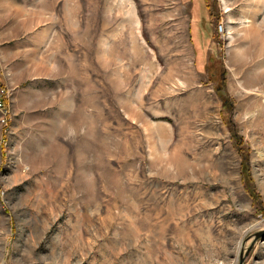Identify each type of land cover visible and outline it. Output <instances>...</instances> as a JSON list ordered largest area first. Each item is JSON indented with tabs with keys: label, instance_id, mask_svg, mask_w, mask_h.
Returning <instances> with one entry per match:
<instances>
[{
	"label": "rangeland",
	"instance_id": "1",
	"mask_svg": "<svg viewBox=\"0 0 264 264\" xmlns=\"http://www.w3.org/2000/svg\"><path fill=\"white\" fill-rule=\"evenodd\" d=\"M64 1L54 42L4 51L0 264H238L264 230V0H204L202 72L188 3Z\"/></svg>",
	"mask_w": 264,
	"mask_h": 264
},
{
	"label": "crops",
	"instance_id": "2",
	"mask_svg": "<svg viewBox=\"0 0 264 264\" xmlns=\"http://www.w3.org/2000/svg\"><path fill=\"white\" fill-rule=\"evenodd\" d=\"M28 2L39 3V6L41 7L39 9L32 8L30 5H26ZM64 2L65 10L67 11L68 9L69 14L70 12L73 14L72 0H65ZM180 3L189 4L187 21L188 40L193 51V65L195 68L199 66V72H202L201 68L204 67L203 62L206 60L201 62L198 59L196 55V47L200 49V46L205 43V38L210 39L212 34L209 33V29L207 30L203 28L202 22L204 21L202 20L199 22L200 19L197 17L196 5L199 3V0H180ZM67 5L69 7H67ZM51 8L55 10V0H0V74H2L4 70L5 50L12 52H26L29 50V52H31L34 49H37L36 45L33 47V43L42 44L55 41L56 36L52 33L54 25L52 23L55 20L56 15L52 12ZM34 11L38 13H35ZM26 20L31 24L29 30H25ZM33 23L37 24L36 29H34L35 31L37 30L35 34H32ZM22 38L25 39L24 43H27L28 45H18V40ZM206 42V45L209 47L211 40H207ZM208 49H206V51ZM196 60L198 63H196Z\"/></svg>",
	"mask_w": 264,
	"mask_h": 264
},
{
	"label": "trees",
	"instance_id": "3",
	"mask_svg": "<svg viewBox=\"0 0 264 264\" xmlns=\"http://www.w3.org/2000/svg\"><path fill=\"white\" fill-rule=\"evenodd\" d=\"M199 2H200V5H199V3L196 5L197 6V12H196V14H197V17L200 19L199 20V22H201L202 20H205V18H207L208 19V12H209V10H207L208 9V7H207V5L205 4V2H204V0H203V2L202 1H200L199 0ZM203 4V5H202ZM209 15H210V12H209ZM197 27H199V26H197ZM217 35L218 33L216 32V30H214V35ZM213 36V35H212ZM210 41V39L209 38H205V43H203V45H201L200 46V49L198 48V47H196V55H197V57H198V59L201 61V62H203L204 60H205V58H204V56H205V52L204 51H206V44H207V42L206 41ZM205 44V45H204ZM203 47V48H202ZM196 63H198L197 62V60H196ZM197 68V70H199L200 71V69H199V66H197L196 67ZM201 70L203 71V70H205V66L203 67V68H201ZM1 105H3V101H2V103H1Z\"/></svg>",
	"mask_w": 264,
	"mask_h": 264
},
{
	"label": "water",
	"instance_id": "4",
	"mask_svg": "<svg viewBox=\"0 0 264 264\" xmlns=\"http://www.w3.org/2000/svg\"><path fill=\"white\" fill-rule=\"evenodd\" d=\"M264 238V230L256 232L253 235V240L252 243L250 244V246L246 249L245 253L243 256L240 257L239 263L238 264H242L243 261V257L247 255V253L250 251L252 244L254 243V241H256L257 239H263Z\"/></svg>",
	"mask_w": 264,
	"mask_h": 264
},
{
	"label": "bare ground",
	"instance_id": "5",
	"mask_svg": "<svg viewBox=\"0 0 264 264\" xmlns=\"http://www.w3.org/2000/svg\"><path fill=\"white\" fill-rule=\"evenodd\" d=\"M242 250V249H241Z\"/></svg>",
	"mask_w": 264,
	"mask_h": 264
}]
</instances>
